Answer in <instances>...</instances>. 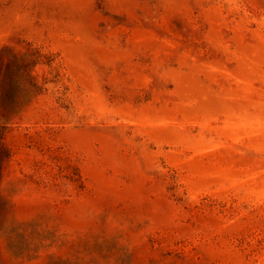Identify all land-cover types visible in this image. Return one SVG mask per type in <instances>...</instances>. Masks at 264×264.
<instances>
[{
    "label": "rangeland",
    "instance_id": "1",
    "mask_svg": "<svg viewBox=\"0 0 264 264\" xmlns=\"http://www.w3.org/2000/svg\"><path fill=\"white\" fill-rule=\"evenodd\" d=\"M0 113V264H264V0H0Z\"/></svg>",
    "mask_w": 264,
    "mask_h": 264
},
{
    "label": "trees",
    "instance_id": "2",
    "mask_svg": "<svg viewBox=\"0 0 264 264\" xmlns=\"http://www.w3.org/2000/svg\"><path fill=\"white\" fill-rule=\"evenodd\" d=\"M44 63H47L48 65H53V63L56 61V57L53 53H45L44 54ZM43 60V59H41ZM20 62L24 64V60L22 61V59L20 58ZM59 75V73L57 74ZM1 116H4V113H0Z\"/></svg>",
    "mask_w": 264,
    "mask_h": 264
}]
</instances>
